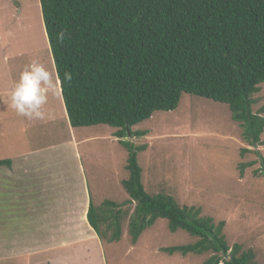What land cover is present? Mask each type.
<instances>
[{
  "label": "rangeland",
  "instance_id": "374dc122",
  "mask_svg": "<svg viewBox=\"0 0 264 264\" xmlns=\"http://www.w3.org/2000/svg\"><path fill=\"white\" fill-rule=\"evenodd\" d=\"M32 67L43 69L44 102L22 113L12 93ZM54 70L39 0H0V159L11 160L0 167V264H203L211 254L160 252L195 241L171 233L161 219L134 245L126 221L113 243L88 227L84 195L94 205L127 199L121 185L129 174L127 154L114 128L68 124ZM259 87L253 112L264 105V82ZM131 130L146 131L126 138L146 145L137 153L146 191L223 221L229 247L251 249L264 264V177L256 174L264 144L248 145L228 107L182 93L174 110L155 111Z\"/></svg>",
  "mask_w": 264,
  "mask_h": 264
},
{
  "label": "trees",
  "instance_id": "16d2710c",
  "mask_svg": "<svg viewBox=\"0 0 264 264\" xmlns=\"http://www.w3.org/2000/svg\"><path fill=\"white\" fill-rule=\"evenodd\" d=\"M66 117L72 128L107 125L126 150L121 203L88 201L86 223L104 243L132 245L158 219L195 241L161 247L169 256L211 254L203 264H257L251 249L229 247L224 222L201 216L141 182L132 131L155 111L177 107L182 93L225 104L249 146L264 144V105L253 95L264 82V0H39ZM66 74L70 79H66ZM246 151V150H244ZM253 163H251L252 165ZM11 160L0 159V167ZM241 171V170H240ZM256 174L264 177V162Z\"/></svg>",
  "mask_w": 264,
  "mask_h": 264
},
{
  "label": "clouds",
  "instance_id": "9594fccd",
  "mask_svg": "<svg viewBox=\"0 0 264 264\" xmlns=\"http://www.w3.org/2000/svg\"><path fill=\"white\" fill-rule=\"evenodd\" d=\"M43 69L32 67L26 70L22 76L20 83L12 93L13 105L22 113L33 106H38L44 101L40 97L41 86L45 84V80L41 78ZM66 79L70 76L66 74Z\"/></svg>",
  "mask_w": 264,
  "mask_h": 264
},
{
  "label": "crops",
  "instance_id": "0c3cea01",
  "mask_svg": "<svg viewBox=\"0 0 264 264\" xmlns=\"http://www.w3.org/2000/svg\"><path fill=\"white\" fill-rule=\"evenodd\" d=\"M57 84H58V80H57ZM59 85V84H58ZM59 91H60V89H59ZM68 121V120H67ZM69 124V123H68ZM114 131H115V129H114ZM113 136V135H112ZM22 170H24V168L22 169ZM13 171L9 168L8 170H6V173L8 174L6 177H8V176H11L13 173H12ZM15 172V171H14ZM84 193H87V195H88V189H87V186L85 185V191H84ZM83 199V198H82ZM68 200L70 201V200H72V198H68ZM84 204H85V207H86V210H87V205H88V198L86 197V195H84ZM75 202H77V201H79V200H77V199H75L74 200ZM85 214H86V212H85ZM85 220H86V218H85Z\"/></svg>",
  "mask_w": 264,
  "mask_h": 264
}]
</instances>
